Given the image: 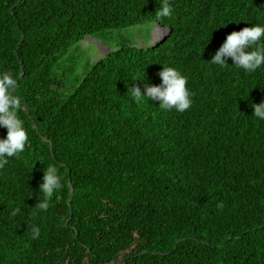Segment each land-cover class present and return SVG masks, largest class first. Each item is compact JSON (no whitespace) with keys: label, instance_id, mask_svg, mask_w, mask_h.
Returning <instances> with one entry per match:
<instances>
[{"label":"trees","instance_id":"trees-1","mask_svg":"<svg viewBox=\"0 0 264 264\" xmlns=\"http://www.w3.org/2000/svg\"><path fill=\"white\" fill-rule=\"evenodd\" d=\"M169 3L157 18L159 0H0V72L17 79L28 135L0 169V264H264V65L208 62L264 25V0ZM139 25L159 43L78 57L85 39ZM162 66L188 78L183 113L127 92L160 85ZM53 164L61 187L42 212Z\"/></svg>","mask_w":264,"mask_h":264},{"label":"clouds","instance_id":"clouds-1","mask_svg":"<svg viewBox=\"0 0 264 264\" xmlns=\"http://www.w3.org/2000/svg\"><path fill=\"white\" fill-rule=\"evenodd\" d=\"M172 7L169 0H159V8L156 11L157 18L170 17ZM226 25V24H225ZM231 59L232 66L250 74L264 65V25L252 24L239 31L228 34L218 50L211 55L208 62L218 65L221 68L229 65ZM161 84L149 85L143 80L133 79L143 84L140 86L127 85V92L136 103H147L148 100L157 101L162 110L175 109L183 113L192 106V98L189 89L186 87L188 78L181 71L174 67L162 66L158 73ZM18 87L17 79L7 71L0 72V127L6 129V136L0 138V169L8 164L9 159L16 157L25 150L28 143V135L23 121L19 118L18 112L21 108V99L15 94ZM252 115L258 120L264 121V101L252 105ZM42 182L39 184V191L44 194V199L38 203L40 211H47L49 201L61 187V178L58 174V165H50L47 170H43ZM222 209L223 204L217 205ZM17 210L13 211V215ZM40 235L39 227H33L31 238L38 239Z\"/></svg>","mask_w":264,"mask_h":264},{"label":"rangeland","instance_id":"rangeland-1","mask_svg":"<svg viewBox=\"0 0 264 264\" xmlns=\"http://www.w3.org/2000/svg\"><path fill=\"white\" fill-rule=\"evenodd\" d=\"M159 36L162 34L158 33V29L153 26L139 25L136 27H130L118 32H113L108 35L100 36L99 38H87L83 42L79 43L80 52H78V57L80 58H90L96 60L98 57L104 56L109 50L108 47L116 46L122 41V39H127L132 42V44L142 47L150 45L159 40Z\"/></svg>","mask_w":264,"mask_h":264},{"label":"water","instance_id":"water-1","mask_svg":"<svg viewBox=\"0 0 264 264\" xmlns=\"http://www.w3.org/2000/svg\"><path fill=\"white\" fill-rule=\"evenodd\" d=\"M163 39V38H162ZM160 39L157 40L153 45H157L159 43ZM21 73H22V70H21Z\"/></svg>","mask_w":264,"mask_h":264}]
</instances>
